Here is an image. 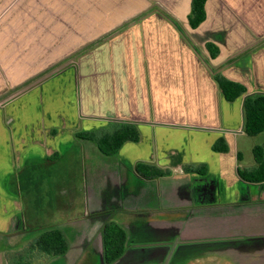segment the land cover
<instances>
[{
  "label": "crops",
  "instance_id": "crops-1",
  "mask_svg": "<svg viewBox=\"0 0 264 264\" xmlns=\"http://www.w3.org/2000/svg\"><path fill=\"white\" fill-rule=\"evenodd\" d=\"M190 1L0 0V264L51 230L66 253L33 264H105L107 222L126 235L113 264H264V182L238 175L255 166L242 103L264 94V40L243 49L264 38V0H206L196 29ZM210 67L245 95L226 102ZM113 123L139 141L105 156L75 136Z\"/></svg>",
  "mask_w": 264,
  "mask_h": 264
},
{
  "label": "trees",
  "instance_id": "trees-1",
  "mask_svg": "<svg viewBox=\"0 0 264 264\" xmlns=\"http://www.w3.org/2000/svg\"><path fill=\"white\" fill-rule=\"evenodd\" d=\"M205 3L206 0L190 1L187 23L191 29H196L204 22L206 18ZM153 9H156L160 15L166 18L180 33H182L183 36H185L183 33V27L178 20L170 16L163 9ZM187 41L194 52L197 55H200V48L191 40L187 39ZM204 48L208 53L210 60H214L218 57L219 49L216 45L206 43ZM202 60L209 65L208 59L202 58ZM210 69L213 79L226 102H234L245 95L246 89L243 85L226 79L215 68L210 67ZM37 79L39 78L24 84L22 87H27V85L31 82H35ZM242 112L244 134L248 137L264 135V94L246 96L242 103ZM75 136L79 139L93 142L98 151L105 156L116 155L125 143H137L140 139L138 128L135 125L128 123H113L112 125L94 132L76 133ZM212 150L214 152L224 153L227 151V147L220 139L212 146ZM252 156L255 166L252 169L238 170V175L242 181L249 183H262L264 182V142L253 147ZM134 171L145 180H154L171 175L169 170H163L145 163L135 164ZM183 171L185 173L205 174L204 166L195 168L184 166ZM101 239L103 261L105 264H113L119 260L124 253L126 235L122 228L116 223L107 222L102 228ZM67 249L68 246L63 234L58 230H51L39 235L20 253L8 256L7 260L9 264H33L35 260L41 257L61 256L66 253Z\"/></svg>",
  "mask_w": 264,
  "mask_h": 264
},
{
  "label": "rangeland",
  "instance_id": "rangeland-1",
  "mask_svg": "<svg viewBox=\"0 0 264 264\" xmlns=\"http://www.w3.org/2000/svg\"><path fill=\"white\" fill-rule=\"evenodd\" d=\"M154 7V6H153ZM156 7V6H155ZM151 10L153 9V8H150ZM244 141L245 142H253L254 144H261L262 142H264V135H259L257 138H249V137H247L246 135H244ZM103 155V154H102ZM245 156H247L248 158H251V157H249V155L246 153L245 154ZM247 157H245V161L247 160ZM65 165H68V163L67 162H65ZM71 169H74L75 171H76V165H74L73 164V166H69ZM70 168H66V170L68 171V169H69V171H70ZM81 170H82V168H81ZM83 171V170H82ZM72 174V173H71ZM52 178H53V176H50V179H51V181H52ZM71 181H73V180H71ZM81 186H83L82 184H81ZM33 230H29V232H32Z\"/></svg>",
  "mask_w": 264,
  "mask_h": 264
},
{
  "label": "water",
  "instance_id": "water-1",
  "mask_svg": "<svg viewBox=\"0 0 264 264\" xmlns=\"http://www.w3.org/2000/svg\"><path fill=\"white\" fill-rule=\"evenodd\" d=\"M263 40H264V38H262V39H260V40H258V41H256V42H254L253 44H251V45L248 46L247 48L243 49V51H245V50H247V49H249V48L255 46L256 44L262 42ZM243 51H242V52H243ZM239 53H241V52H239Z\"/></svg>",
  "mask_w": 264,
  "mask_h": 264
}]
</instances>
